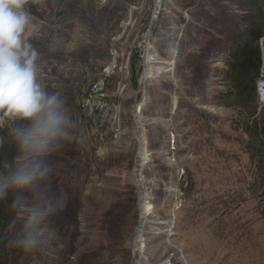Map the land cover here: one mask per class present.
Masks as SVG:
<instances>
[{"label": "rangeland", "instance_id": "1", "mask_svg": "<svg viewBox=\"0 0 264 264\" xmlns=\"http://www.w3.org/2000/svg\"><path fill=\"white\" fill-rule=\"evenodd\" d=\"M35 1L43 19L31 15L25 39L39 53L45 91L59 94L71 117L72 138L40 158L44 179L8 190L17 200L15 211L5 209L9 240L24 234L33 207L54 209L38 228L40 243L20 246L8 264H264V148L242 128L246 112L229 105L231 42L259 22L255 0H167L155 48L174 70L140 86L133 55L125 90L109 81L118 132L110 123L98 130L81 100L132 6L146 16L151 1ZM257 93L260 110L258 84ZM29 123L2 112L0 141L15 156L2 174L18 164L15 129ZM142 239L148 261L136 250Z\"/></svg>", "mask_w": 264, "mask_h": 264}, {"label": "clouds", "instance_id": "2", "mask_svg": "<svg viewBox=\"0 0 264 264\" xmlns=\"http://www.w3.org/2000/svg\"><path fill=\"white\" fill-rule=\"evenodd\" d=\"M31 22L25 0H0V112L30 121L28 127L14 131L20 156L10 174H0V199L9 189L28 188L44 179L49 169L40 158L54 142L72 138L71 117L59 94L45 91L39 77V53L25 39ZM52 211L48 205L33 207L16 245L25 249L38 245V228Z\"/></svg>", "mask_w": 264, "mask_h": 264}, {"label": "built area", "instance_id": "3", "mask_svg": "<svg viewBox=\"0 0 264 264\" xmlns=\"http://www.w3.org/2000/svg\"><path fill=\"white\" fill-rule=\"evenodd\" d=\"M150 1L152 6L146 16L139 6H132L127 26L110 38L109 59L102 65L97 78L81 100V110L88 117L93 118L96 128L100 131L105 130L108 123L115 132L119 131L117 121L121 109L119 104L110 100L109 81L117 78L118 90H125L132 82L131 58L133 55L136 56V70L139 73L140 86H145L157 75L165 72L161 67L164 68L174 62L171 58L162 59L155 48V33L164 14L167 0ZM130 38H132V43H130ZM152 66H155L154 76L150 77L146 72ZM170 67L171 65L168 68ZM262 71L264 72V69ZM257 84L259 95L264 101V77L260 78ZM1 114L2 112L0 116Z\"/></svg>", "mask_w": 264, "mask_h": 264}, {"label": "trees", "instance_id": "4", "mask_svg": "<svg viewBox=\"0 0 264 264\" xmlns=\"http://www.w3.org/2000/svg\"><path fill=\"white\" fill-rule=\"evenodd\" d=\"M252 4V9L259 13V22L249 23V27L240 30L241 34L231 42V49L235 50V56L230 62L234 96L229 105H235L246 112L247 118L242 123V128L252 143L257 142L264 148V106L258 109L260 102L257 93L258 80L264 77V40L261 42L264 39V9L259 6L258 0ZM27 11L30 15L43 19L35 0H28ZM8 152V147L0 141V174L6 168L12 169L14 166L12 158L15 156ZM261 154H264V150ZM262 175L264 178V172ZM262 190L264 196V183ZM7 208L14 211L17 209L14 197L0 199V264H8L10 253H19L21 249L16 245V240H9L6 236L5 222L10 215L5 211Z\"/></svg>", "mask_w": 264, "mask_h": 264}, {"label": "bare ground", "instance_id": "5", "mask_svg": "<svg viewBox=\"0 0 264 264\" xmlns=\"http://www.w3.org/2000/svg\"><path fill=\"white\" fill-rule=\"evenodd\" d=\"M175 62V61H174ZM174 62H173V64H169V65H171V67L170 68H168L169 67V65H166L164 68L163 67H161L162 68V70L163 71H165V72H172L174 69H173V65H174ZM170 63H171V61H170ZM154 70H155V66H152L150 69H148L147 70V72H146V74L148 75V76H150V77H153L154 76ZM163 73V72H162ZM146 152V151H145ZM153 206V205H152ZM149 203H146L145 205H144V209L145 210H150V209H152L153 207H152ZM171 234H175V233H171ZM144 239H142V242H141V244H139V250H140V258L142 259V260H144V261H148V257H147V255L145 254V251H144V247H145V243H144V241H143Z\"/></svg>", "mask_w": 264, "mask_h": 264}, {"label": "water", "instance_id": "6", "mask_svg": "<svg viewBox=\"0 0 264 264\" xmlns=\"http://www.w3.org/2000/svg\"><path fill=\"white\" fill-rule=\"evenodd\" d=\"M136 250H139V248L137 247V245H136Z\"/></svg>", "mask_w": 264, "mask_h": 264}]
</instances>
